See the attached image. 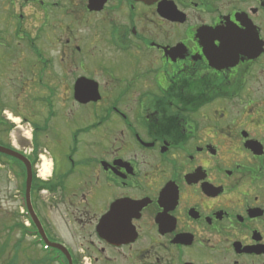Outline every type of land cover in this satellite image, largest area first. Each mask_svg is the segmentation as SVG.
I'll use <instances>...</instances> for the list:
<instances>
[{
    "label": "flooded vegetation",
    "instance_id": "flooded-vegetation-1",
    "mask_svg": "<svg viewBox=\"0 0 264 264\" xmlns=\"http://www.w3.org/2000/svg\"><path fill=\"white\" fill-rule=\"evenodd\" d=\"M19 123L0 264H264V0H0Z\"/></svg>",
    "mask_w": 264,
    "mask_h": 264
},
{
    "label": "rangeland",
    "instance_id": "rangeland-1",
    "mask_svg": "<svg viewBox=\"0 0 264 264\" xmlns=\"http://www.w3.org/2000/svg\"><path fill=\"white\" fill-rule=\"evenodd\" d=\"M50 41L48 40V42H40L39 45L43 48L47 47L48 43ZM26 54V53H25ZM26 56H28L26 54ZM10 65L11 63H9V69H10ZM23 72L22 68L20 67V65H17L15 68H13L11 71L5 72L1 77L4 79L6 77L7 80H9L8 82V88L6 89V93L7 94H11L12 95V101L13 103H11L10 107L6 106V113L8 114H12L13 117H17L19 116L18 113H20V115H31V111L32 108L30 107V99L25 96L23 98H16L15 99V95L18 92L19 88L18 86H20L22 84V80L25 79L26 77V71L24 69V77H21V73ZM15 103L17 104V106L15 105ZM15 121V120H14ZM11 123V121L9 122ZM20 124V123H19ZM20 126H22L20 124ZM23 127V131H17L16 129H13L11 131L7 130V132L4 130L5 127H1L0 126V141L3 143H10V145H16L17 150H21V151H26L27 153L31 150V146L29 145V140H28V130H26V128L24 126ZM22 143V146H18V143ZM45 157L47 158V161H49V156L45 155ZM40 166V165H39ZM3 185L2 188H0V213L3 215L4 218H6L7 216H9V214L12 212L13 210V202L10 198L11 196V192H12V186L11 183L8 179V181H6V173H3ZM65 238H69V235L64 234L62 235ZM10 238V237H9ZM6 239V237H5ZM72 240V239H71ZM11 241V238H10ZM11 243V242H10ZM7 258H11L10 257V253L7 254Z\"/></svg>",
    "mask_w": 264,
    "mask_h": 264
},
{
    "label": "water",
    "instance_id": "water-1",
    "mask_svg": "<svg viewBox=\"0 0 264 264\" xmlns=\"http://www.w3.org/2000/svg\"><path fill=\"white\" fill-rule=\"evenodd\" d=\"M94 94H95V92H92L90 94V96H88L87 98H84V99L86 101L91 100V99L92 100H96L97 98L94 97ZM0 153L1 154H5V155H9V156L14 157V158H17V159H19L20 161H22L25 164V167L27 169V195H28L31 176H30V170H29V165H28L27 161L23 157L18 155L17 153H15L13 151H10V150H7V149L2 148V147H0Z\"/></svg>",
    "mask_w": 264,
    "mask_h": 264
},
{
    "label": "bare ground",
    "instance_id": "bare-ground-1",
    "mask_svg": "<svg viewBox=\"0 0 264 264\" xmlns=\"http://www.w3.org/2000/svg\"><path fill=\"white\" fill-rule=\"evenodd\" d=\"M42 165H41V172H40V176L42 177H49L51 174V163L49 161H47L46 157H42Z\"/></svg>",
    "mask_w": 264,
    "mask_h": 264
},
{
    "label": "snow or ice",
    "instance_id": "snow-or-ice-1",
    "mask_svg": "<svg viewBox=\"0 0 264 264\" xmlns=\"http://www.w3.org/2000/svg\"><path fill=\"white\" fill-rule=\"evenodd\" d=\"M221 43H223V40L221 39ZM218 51V50H217Z\"/></svg>",
    "mask_w": 264,
    "mask_h": 264
}]
</instances>
